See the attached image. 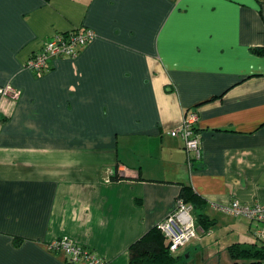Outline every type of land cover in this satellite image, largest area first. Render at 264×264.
Wrapping results in <instances>:
<instances>
[{
    "label": "crops",
    "instance_id": "obj_1",
    "mask_svg": "<svg viewBox=\"0 0 264 264\" xmlns=\"http://www.w3.org/2000/svg\"><path fill=\"white\" fill-rule=\"evenodd\" d=\"M89 27L75 57L41 72L29 56L57 32ZM264 0H0V264L69 263L66 236L105 264L176 207L184 185L208 228L174 255L234 261L264 245L226 210L264 204ZM196 112L200 155L169 131ZM116 174L117 179L111 176ZM188 204V203H187ZM191 205V204H189ZM264 264V262H262Z\"/></svg>",
    "mask_w": 264,
    "mask_h": 264
},
{
    "label": "built area",
    "instance_id": "obj_2",
    "mask_svg": "<svg viewBox=\"0 0 264 264\" xmlns=\"http://www.w3.org/2000/svg\"><path fill=\"white\" fill-rule=\"evenodd\" d=\"M96 36L93 29L79 27L66 32H57L42 44L41 48L33 52L25 62V67L34 72H41L48 66L52 57H75L79 50L91 42ZM1 95L17 96V91L9 84L0 87ZM197 120L196 112L185 114L179 125L172 128V136H180L185 148L195 157L200 155L199 134L195 132L194 124ZM191 205L178 199L175 209L164 219L156 223L169 242V251H176L185 246L191 239L199 234L198 226L191 214ZM234 215L247 218L257 226L254 236L264 241V204H245L234 200L226 208ZM51 251L62 250L69 263L86 262L87 264H105V261L94 251L76 244L68 237L63 236L49 242Z\"/></svg>",
    "mask_w": 264,
    "mask_h": 264
},
{
    "label": "trees",
    "instance_id": "obj_3",
    "mask_svg": "<svg viewBox=\"0 0 264 264\" xmlns=\"http://www.w3.org/2000/svg\"><path fill=\"white\" fill-rule=\"evenodd\" d=\"M253 51L264 54V47H255ZM111 178L117 179L118 176L113 174ZM178 199L191 204L195 220L201 223L203 228H208L214 222L201 211L204 206V199L192 191L191 187L184 185ZM128 251L130 264H187L183 256L174 255L169 251V242L157 225L151 227L143 236L132 242ZM227 251L236 262L242 261L244 264H262L264 262V245H244L233 242L227 246Z\"/></svg>",
    "mask_w": 264,
    "mask_h": 264
},
{
    "label": "rangeland",
    "instance_id": "obj_4",
    "mask_svg": "<svg viewBox=\"0 0 264 264\" xmlns=\"http://www.w3.org/2000/svg\"><path fill=\"white\" fill-rule=\"evenodd\" d=\"M215 247H217V243L215 242V240L207 243L205 242V264H216V259L213 260V258H209V256H215L217 254V252L212 251Z\"/></svg>",
    "mask_w": 264,
    "mask_h": 264
}]
</instances>
